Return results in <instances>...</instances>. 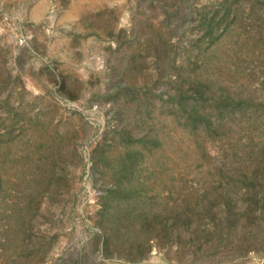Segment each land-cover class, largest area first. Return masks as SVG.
Returning <instances> with one entry per match:
<instances>
[{
  "label": "rangeland",
  "instance_id": "1",
  "mask_svg": "<svg viewBox=\"0 0 264 264\" xmlns=\"http://www.w3.org/2000/svg\"><path fill=\"white\" fill-rule=\"evenodd\" d=\"M0 264H264V0H0Z\"/></svg>",
  "mask_w": 264,
  "mask_h": 264
}]
</instances>
